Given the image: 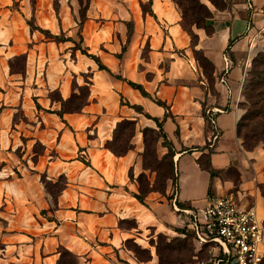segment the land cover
<instances>
[{
  "label": "crops",
  "instance_id": "1",
  "mask_svg": "<svg viewBox=\"0 0 264 264\" xmlns=\"http://www.w3.org/2000/svg\"><path fill=\"white\" fill-rule=\"evenodd\" d=\"M14 1L12 7L13 0H0V264H55L60 247L78 264H153L131 257L124 242L182 229L189 216L173 204L196 209L209 195L239 193L264 224L261 156L245 150L236 133L241 73L264 30V0H251V9L245 0H227L214 13L212 33L195 29V47L214 66L212 86L191 56L172 0H89L83 20L86 0ZM39 28L71 40L54 41ZM78 33L81 47L106 69L72 49ZM224 52L232 60L227 85L218 81ZM17 55H24V67L12 71L8 60ZM82 85L88 92L82 107L58 114L61 102L50 93L66 100ZM211 110L218 132L212 144L205 119ZM122 119L134 121L135 137L140 128H157L154 119L161 123L174 153L168 200L135 197L128 171L139 172V139L121 156L106 147ZM203 154L218 174L199 166ZM230 168L235 179L224 176ZM41 174L65 177L55 200ZM131 219L133 226L122 225ZM260 247L264 252V226Z\"/></svg>",
  "mask_w": 264,
  "mask_h": 264
},
{
  "label": "rangeland",
  "instance_id": "2",
  "mask_svg": "<svg viewBox=\"0 0 264 264\" xmlns=\"http://www.w3.org/2000/svg\"><path fill=\"white\" fill-rule=\"evenodd\" d=\"M172 1L177 7L181 18V8L179 7L176 0ZM191 1H193V3L197 5L200 10V17L204 19V23L208 24L210 28L213 27L212 19L214 18V13L218 10L225 9L228 3L227 0ZM16 4L17 3L13 0L12 7H14ZM183 5L188 8L191 3L185 1L183 2ZM190 14L191 11L188 10L187 17H185L183 21H181L184 27L187 29L191 28L193 31H195V29H203L197 28L196 25L193 24L192 19L188 16ZM256 38L258 39V43H254V49H251V52L246 55L245 63L243 65V70L240 78V87L238 94L239 96L236 106L242 109V115L252 109V100L246 95V89L244 85L247 84L246 81L248 79V72L251 71V62L253 57L257 53L262 52L264 50V30ZM51 39L54 40L53 38ZM74 42L78 44V36H76ZM190 53L193 59L199 65L198 61L196 60V57L199 55V53H195L192 47ZM8 62L12 71H21L24 67V55L14 56L10 58ZM87 93L88 92L85 85L78 87V91L74 92L73 98L71 99L69 104H67V106L71 108L79 107L86 100ZM50 97L59 99V95L56 91L51 92ZM253 122H251L250 118L242 120L239 129L241 144L243 141V134L249 131L251 127H254L256 125L253 124ZM242 124H247V126L243 127ZM145 128L148 127L140 128V133H137V136L135 137L134 135L136 127L134 126V131L132 132L133 135L131 138H129V135L131 134V129L125 130V145L127 146L130 144L131 147L132 142H134V140L136 139H139V144L141 148L139 151V172L137 173V175L134 176V173H132L130 169L128 171V174L137 188L136 193L140 194L143 200L148 195H151L157 199L164 198L165 196V199L168 200L169 197L173 195V185L175 181L174 162L172 164V159L170 157V154H168L169 150L172 151L170 143L161 136L162 130L158 127L152 128L153 131L148 130L147 132H145L144 135L143 130ZM107 145L108 143H106V147ZM34 149L41 151V146L36 144ZM253 150L259 152L261 156V161L263 163L261 171L264 176V138L262 140H257L256 144L251 148V150L247 151ZM206 160V156H203L202 162H206ZM227 175L235 179L237 173L235 171H229L228 173L224 174V176ZM40 181L42 182L43 187L46 190L49 189L54 192L53 194L57 195L58 190L65 181V177L63 175H60L55 180H50L44 174H41ZM258 186L260 189V194L264 199V179L261 183L258 184ZM122 225L126 227L133 226L134 220H128L125 223H122ZM137 237L141 238L142 240L138 238H131L128 241L124 242L128 253L131 257L139 261L146 262L152 260L153 264H199L201 261L209 259V257L214 252L217 253L216 250L212 249L211 244L199 246L191 238L180 235V228H176L174 232L170 231L169 228L168 230L164 231L151 230L147 234V238L145 236L140 235H137Z\"/></svg>",
  "mask_w": 264,
  "mask_h": 264
},
{
  "label": "built area",
  "instance_id": "3",
  "mask_svg": "<svg viewBox=\"0 0 264 264\" xmlns=\"http://www.w3.org/2000/svg\"><path fill=\"white\" fill-rule=\"evenodd\" d=\"M245 3L251 9V0H245ZM222 61L218 81L227 85L232 69V60L227 52L222 54ZM215 113L214 110L206 112L208 121L213 126L210 144L218 136ZM173 207L189 216L183 228L192 233V240L199 246L211 244L212 249L217 251L199 264H221L222 261H231L232 264H262L264 252L260 242L264 224L258 218L254 205L243 204L239 193L209 195L205 205L196 209L181 208L175 203Z\"/></svg>",
  "mask_w": 264,
  "mask_h": 264
},
{
  "label": "trees",
  "instance_id": "4",
  "mask_svg": "<svg viewBox=\"0 0 264 264\" xmlns=\"http://www.w3.org/2000/svg\"><path fill=\"white\" fill-rule=\"evenodd\" d=\"M79 1L81 4L83 3V0H79ZM88 1L89 0H86L85 4L80 9L81 20H83L85 17L84 11L87 7ZM185 1H188L191 3V5H189L188 8L183 5V2H185ZM176 2L178 3L179 7L182 10V17L180 18L181 26L190 36V45H191L192 49L194 50L195 53H199V55L196 57V60L199 63V67L202 68L203 75L206 77L210 86H212L214 66H213L212 62L203 54V52L200 49L195 48V46L197 44L196 33L191 28H189V29L185 28L181 21H183V19L185 17H187V11L190 10L191 14L188 16L192 19L193 24L196 25L197 28H203L207 34L212 33L214 28L213 27L210 28V26L208 24L204 23V19L202 17H200V15H201L199 12L200 10L197 7V5L195 3H193V1H191V0H176ZM54 4L57 5V2L55 1ZM227 5H228V3H227ZM221 10H223V9H221ZM28 24L32 28H38V27H35L32 19L28 20ZM80 25H81V21H80ZM39 30L42 33H44L47 37L53 38L55 41L71 40V38L64 37L63 34L54 35V34H51L48 31L43 30L41 28H39ZM78 36H79L80 40H79L78 44H76V42H74V46L72 48L74 50L79 49L81 53L92 58L97 63L99 69H106V67L100 62L99 58L96 55L88 53L84 48L81 47V45H80L81 44V35L78 33ZM251 66H252L251 71L248 72V79L246 81L247 84L244 86L246 89V95L252 100V109H250L248 112L241 115V117L237 121V125H236V133H237V136L240 138L239 129H240L242 120H245L246 118H250L251 122L254 121L253 124H256L254 127H251L249 129V131L245 132L242 136V139H243L242 146L245 150H251V148L256 144L257 140H262L264 138V50L262 52L257 53L253 57L252 62H251ZM127 83L131 87L138 89L142 93V95L148 96V94L146 93V91L143 89V87L140 84L134 83L132 81H127ZM86 88H87V86H86ZM73 95H74V93H72L70 95V97L66 100H63L59 96V100L61 102V109L58 111V114L61 115L65 111H78L82 107V105L86 102V100H85L84 103H82L77 108L68 107L67 104H69V102L73 98ZM155 102L159 105L167 107V105L164 102H162L161 100L156 99ZM132 107H134L138 111H140V109H141L137 105H133ZM205 119H208L206 114H205ZM154 121L156 122L157 127L162 130L161 123L157 119H154ZM134 125H135V123L131 119H122L116 123V125L113 129L112 138L109 141H107V143H108L107 148L116 156H121V155L125 154L130 149V144L127 146L125 145L126 144L125 130L131 129V134L129 135V138H131L133 135L132 132L134 131ZM242 126L246 127L247 124H242ZM148 130L153 131L152 128L148 127V128H145L143 130V134L145 135V132H147ZM161 136L164 139H166L163 131H162ZM168 154H170V157L172 159V164H173V162H174L173 161V156H174L173 151L169 150ZM203 156H206V158H207L206 162H202ZM198 164L200 167L208 170L211 175H215V174L219 173L218 171L212 170V168L209 166L207 154H203L201 157L198 158ZM229 171H234V170H233V168H230L228 171H226V173H228ZM65 182L66 181L63 182L62 186L58 190V192H57L58 194L60 193V191L65 186ZM47 192L53 197L54 200L56 199V196L58 194L57 195L53 194L54 192L49 190V189H47ZM135 197L139 201H143V198H142V196H140V194L135 193ZM180 233H185L186 234L185 236L192 239V233L189 231H186L185 228L180 229ZM126 241H128V240H126ZM201 262H203V261H201ZM55 264H78V263L76 261V256L72 252H70L69 250H67L64 247H60L59 258Z\"/></svg>",
  "mask_w": 264,
  "mask_h": 264
}]
</instances>
